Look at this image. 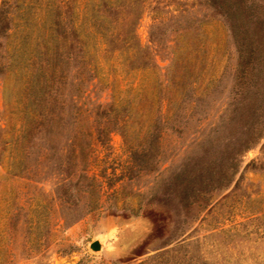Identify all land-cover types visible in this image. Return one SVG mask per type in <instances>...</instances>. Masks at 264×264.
<instances>
[{
	"label": "rangeland",
	"instance_id": "obj_1",
	"mask_svg": "<svg viewBox=\"0 0 264 264\" xmlns=\"http://www.w3.org/2000/svg\"><path fill=\"white\" fill-rule=\"evenodd\" d=\"M12 1L6 49L17 58L0 76V264H264V132L231 181L189 207L159 181L190 158L220 157L219 143L195 140L212 134L233 90L235 52L222 19L197 0H129L121 15L137 18L142 50L123 62L125 51L96 54L89 39L101 82L88 98L77 94L78 110L65 88L51 124H35L24 143L22 99L51 0ZM97 1L67 0L79 26L88 27ZM157 21L168 24V40L153 52L147 35ZM148 49L154 62L142 67L138 54ZM76 68L66 85L83 76ZM111 100L120 106L110 115L92 108ZM95 122L99 141L88 135ZM165 166L159 177L154 170ZM93 240L99 250L89 249Z\"/></svg>",
	"mask_w": 264,
	"mask_h": 264
},
{
	"label": "trees",
	"instance_id": "obj_2",
	"mask_svg": "<svg viewBox=\"0 0 264 264\" xmlns=\"http://www.w3.org/2000/svg\"><path fill=\"white\" fill-rule=\"evenodd\" d=\"M128 2L129 0H122L120 3L98 0L90 17L91 21L85 27L84 24L79 26L75 22L67 0H51L47 34L37 43L34 57L36 64L29 74L30 79L26 81V93L22 99L21 129L24 130V143L28 141V133L35 124L43 122L46 129L51 124L55 116L52 108L65 88L69 87L67 93L70 92L68 100L71 107L78 110V93H82L83 98H88L95 83L101 82L102 78L96 71L97 60L90 61V56L95 55L87 48L89 39L92 40L91 49L96 54L103 51L115 58L114 54L125 51L123 62H128L136 49L140 50L134 35L137 18L135 15L129 16L128 10L125 15H121L120 9H126L130 4ZM197 4L222 19L231 38L235 62L232 71L233 90L223 111L217 115V121L208 128L211 136L208 134L203 140H195L197 143H219L221 152L218 160L209 161L205 155H201L183 162L175 171H170L166 166L154 170L159 177H163L164 171L169 170L168 177L159 181L178 196L184 207L195 203L204 193L227 185L239 167L242 153L256 143L264 132V0H197ZM13 7L12 0H0V76L7 68L6 59L17 58L9 56L6 49V40L13 28ZM167 26L168 24L160 21L151 24L147 42L154 48L153 52L155 47L166 46L169 32ZM87 32L89 36H86ZM151 53L148 49L146 53L142 51V54H138L145 60L142 67L153 64L154 55ZM73 67H77L76 70L81 71L84 77H80L74 85H66L65 76ZM81 84H86L88 89H79L78 85ZM166 98L168 99H161V112L167 111V104L171 101L170 97ZM118 106L120 105L112 100L92 104L96 112L100 111L105 115H110V111H115ZM121 108L126 109L127 105ZM84 111L89 112L90 109L85 108ZM76 113L72 112L71 116ZM97 125L98 123L92 129L94 136L92 131H88L90 140L99 141L101 127ZM75 138L73 135L71 141L74 142ZM152 142L146 148L150 163L157 156L156 146Z\"/></svg>",
	"mask_w": 264,
	"mask_h": 264
},
{
	"label": "water",
	"instance_id": "obj_3",
	"mask_svg": "<svg viewBox=\"0 0 264 264\" xmlns=\"http://www.w3.org/2000/svg\"><path fill=\"white\" fill-rule=\"evenodd\" d=\"M89 249L92 251H96L100 249V243L97 240H93L88 245Z\"/></svg>",
	"mask_w": 264,
	"mask_h": 264
}]
</instances>
